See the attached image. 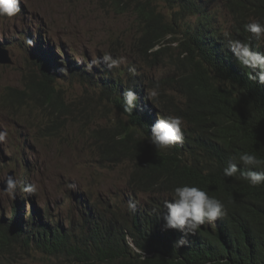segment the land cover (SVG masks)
Listing matches in <instances>:
<instances>
[{"label": "trees", "instance_id": "16d2710c", "mask_svg": "<svg viewBox=\"0 0 264 264\" xmlns=\"http://www.w3.org/2000/svg\"><path fill=\"white\" fill-rule=\"evenodd\" d=\"M109 1L118 13L136 16L134 49L147 65L166 67L165 75L143 74L139 82L136 74L125 79L123 74L95 85L86 68L80 74L117 109L118 119L96 128L93 136L103 166H132L127 198L84 205L76 229L50 223L37 208L26 217L0 216V264L18 253H42L70 264H264V184L253 187L223 174L238 153L264 160V89L252 82L228 46L230 39H239L264 53V37L257 39L244 27L264 23V0ZM35 63L39 73L25 75L23 89L10 88L16 99H6L5 105L40 110L46 120L42 130L54 136L73 112L58 87L65 66L57 54ZM127 89L140 90L130 114L123 109ZM153 90L157 95L150 100L147 92ZM142 96L151 102L142 103ZM157 112L182 118L187 130L180 145L157 150L150 142ZM184 185L222 200L231 218L221 230L200 228L176 246L180 239L163 228L162 217L166 199ZM129 201L136 204L134 212Z\"/></svg>", "mask_w": 264, "mask_h": 264}, {"label": "rangeland", "instance_id": "374dc122", "mask_svg": "<svg viewBox=\"0 0 264 264\" xmlns=\"http://www.w3.org/2000/svg\"><path fill=\"white\" fill-rule=\"evenodd\" d=\"M20 9L13 17L0 16V46L13 59V64L0 63V132L6 134L0 140V216H26L38 208L37 214L45 220L68 227L73 220L80 222L88 203H115L116 199L127 198L132 172L128 162L107 167L100 162L94 130L113 124L117 109L102 89L80 75L82 68L89 66L88 79L98 83L104 77L114 79L106 73H123L135 60L148 78L165 75L166 67L151 68L135 51L139 34L136 16L132 12L118 13L109 0H20ZM26 39L34 44L27 45ZM37 45L43 54L35 53ZM56 54L65 66L58 87L73 112L66 115L56 135L50 136L42 130L46 120L40 110L13 109L4 101L16 99V92L10 88L23 89L25 75L39 73L34 56L52 58ZM105 54L123 58V62L110 69L103 61ZM94 60L98 63L93 64ZM75 65V70L69 69ZM25 145L29 148L23 149ZM12 172L20 183L14 192L5 191L1 184ZM27 184L36 186L35 194L22 190ZM140 197L144 201L148 198ZM8 262L70 264V260L50 259L42 253L30 257L18 253Z\"/></svg>", "mask_w": 264, "mask_h": 264}, {"label": "clouds", "instance_id": "9594fccd", "mask_svg": "<svg viewBox=\"0 0 264 264\" xmlns=\"http://www.w3.org/2000/svg\"><path fill=\"white\" fill-rule=\"evenodd\" d=\"M20 11V0H0V16L6 15L8 17H13ZM244 27L245 31L252 33L257 39L264 37V23L256 21L248 23ZM25 42L29 46L34 44L32 39H26ZM37 46L35 48V53L43 54L44 52L41 50V46L39 45V49H37ZM228 46L242 68L246 69L247 73H250L249 78L253 79L252 82L264 89V53L254 51L249 43H245L239 39H230ZM34 58L37 59L42 57L34 56ZM61 58L62 57H60V59ZM42 59L44 61L52 60L50 57ZM61 61L64 60L61 59ZM103 61L110 69L118 68L123 62V58L114 59L111 54H105L103 56ZM92 63L97 64L98 61L94 60ZM34 64H36L35 60ZM135 67H138L140 75H142L141 66L138 61L135 60L123 73L119 74L118 72L115 73L114 71H111L106 73L105 76H112L114 79H118L124 74L123 77L125 79V74H128L127 78L134 74ZM85 68L87 70L91 69L87 65ZM156 95L157 93L154 90L147 92V97L150 100ZM123 100L124 112L129 114L132 113L137 107L138 101V96L134 89H127L123 94ZM6 102L7 100L5 99L4 105ZM156 114L159 115L160 113L157 112ZM118 117L119 115L117 116V119ZM159 117L151 126L150 142L157 148V150L167 149L175 144L180 145L181 143L179 142H183L185 137L183 131L187 130V126L183 124L182 118L177 116H168L165 118ZM5 135V133L0 132V140H3ZM27 146L28 145H25L23 149ZM230 160L233 162L229 163L228 166L223 169L225 177H234L236 179L245 180L253 187L264 184V170H253L264 169V160L258 159L257 156L248 152L238 153L236 156L230 157ZM238 165H243L244 168L248 170H241ZM19 183V180L10 175L6 181V190L14 192ZM22 190L25 193L32 195L36 193L37 188L34 184H27L23 186ZM128 208L130 211L134 212L136 210V204L129 201ZM164 209L166 211L163 214L165 220V222H163V224H165L163 225V228L170 231L175 238L180 239L177 241L176 246L183 245L186 242L184 239L192 238L200 228L205 227L210 230H221L225 221H229V218H231L228 215L226 205L222 200L209 196L207 192L196 186L184 185L175 187L172 196L169 199H166ZM37 211L40 210L37 208ZM21 215L23 214L21 213Z\"/></svg>", "mask_w": 264, "mask_h": 264}, {"label": "bare ground", "instance_id": "6f19581e", "mask_svg": "<svg viewBox=\"0 0 264 264\" xmlns=\"http://www.w3.org/2000/svg\"><path fill=\"white\" fill-rule=\"evenodd\" d=\"M223 27H224V25H223ZM230 28V26H228V29ZM1 42V41H0ZM54 56V55H53ZM127 69V68H126ZM139 73V74H138ZM134 74H136L137 76V78H136V80H134V81H138L140 78H141V75H140V70L138 69V67H135L134 68ZM103 81H106V80H103ZM139 82V81H138ZM99 83H97V84H95V85H98ZM99 85H101V84H99ZM141 85V84H140ZM138 86V85H137ZM139 89H140V87H138ZM116 89H117V87H116ZM138 89V91L136 92L137 94H139L140 93V90ZM141 101H142V103H145L146 102V104H148L149 102H151L150 100L148 101L147 99H145L144 98V96H142L141 97ZM161 112V111H160ZM158 116H161L160 118H165L166 116H162V114L160 113ZM158 119V118H157ZM205 128V127H204ZM29 201H31V200H29ZM90 204V203H89ZM91 205H93V204H91ZM99 206V205H98ZM81 218H82V216H81ZM81 218H80V222H81ZM79 222V223H80ZM163 222H165V220H164V218L162 217V223ZM72 225H75V229H76V227H77V224L76 223H74V220L72 221V223H71ZM70 224V225H71ZM162 225H165V224H162ZM68 227H70V226H68ZM77 234H81V232L80 231H78L77 230V232H76ZM176 242V241H175ZM147 255H149V253L147 254Z\"/></svg>", "mask_w": 264, "mask_h": 264}, {"label": "water", "instance_id": "95a60500", "mask_svg": "<svg viewBox=\"0 0 264 264\" xmlns=\"http://www.w3.org/2000/svg\"><path fill=\"white\" fill-rule=\"evenodd\" d=\"M0 63H11V64L13 63V60L9 56L8 50H6L5 48H2L1 46H0ZM10 175L15 177L14 172L10 173ZM1 188L7 191L6 182L1 184Z\"/></svg>", "mask_w": 264, "mask_h": 264}]
</instances>
